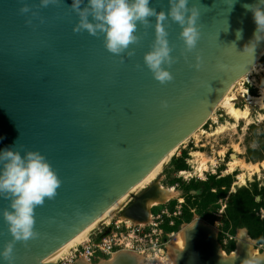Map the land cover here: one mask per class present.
Instances as JSON below:
<instances>
[{
	"label": "water",
	"instance_id": "water-1",
	"mask_svg": "<svg viewBox=\"0 0 264 264\" xmlns=\"http://www.w3.org/2000/svg\"><path fill=\"white\" fill-rule=\"evenodd\" d=\"M72 2L0 0V150L39 152L61 181L56 196L35 209L36 237L15 242L12 264H54L91 234L209 121L264 52V41L254 55L244 51L257 28L244 5L257 0H189L200 12V39L186 51L181 27L164 24L174 63L164 66L173 79L161 84L144 64L156 17L138 24V42L114 55L103 34L75 31ZM150 7L167 13L169 0H151ZM144 197L134 196L124 216L143 219ZM5 209L10 200L0 198V251L13 239ZM217 246L213 233L196 227L176 264H223ZM235 264L247 263L241 257Z\"/></svg>",
	"mask_w": 264,
	"mask_h": 264
},
{
	"label": "rangeland",
	"instance_id": "rangeland-1",
	"mask_svg": "<svg viewBox=\"0 0 264 264\" xmlns=\"http://www.w3.org/2000/svg\"><path fill=\"white\" fill-rule=\"evenodd\" d=\"M258 64L264 65V56L259 59ZM259 69L250 72L248 81H242V87L254 97H258L261 88L264 89V68ZM234 103L240 109L249 106L248 120L234 123L228 119L222 109L218 108L215 119H210L175 151L173 158H170L160 175L150 184L162 188H173L175 193L167 201L150 209L151 216L148 221L140 223L124 219V211L134 202V196L143 194L144 189L132 196L127 205L124 204L117 210L116 217L105 219L91 235L103 233V228L109 222H120L122 229L126 226L130 227L128 230H121L123 233L131 234L134 225L144 227L141 231L144 234H151L152 230L162 231L163 234L168 233L167 250L164 255L166 260L160 261V264H176L180 251L172 246L174 242H177L179 232L183 227L198 222L214 229L217 249L229 255L236 251L240 229L234 227L235 224L231 219V199L239 190H249L255 196L264 189V107L248 105L241 94ZM221 126H224V129L217 133ZM200 161L206 163V169L202 175L196 172ZM181 172L188 174L181 175ZM256 215L264 223V207H261ZM177 221H180V225L176 230H171ZM245 230L254 242V249L264 254V245L259 244L248 230ZM131 236L137 238L135 235L131 234ZM149 239L143 242L149 244ZM116 252H127L129 255L138 253L127 249L124 245L113 253ZM138 255L141 260L137 264L154 263L146 254L143 256L138 253ZM111 256L90 262L98 264ZM131 264H134V259L131 260Z\"/></svg>",
	"mask_w": 264,
	"mask_h": 264
},
{
	"label": "clouds",
	"instance_id": "clouds-1",
	"mask_svg": "<svg viewBox=\"0 0 264 264\" xmlns=\"http://www.w3.org/2000/svg\"><path fill=\"white\" fill-rule=\"evenodd\" d=\"M57 2L40 0V5L47 7ZM150 3L151 0H87L81 8L85 0H73L71 7L79 17L75 31L86 30L92 36L103 34L105 48L114 55H121L130 45L138 42L135 34L138 24L146 25L149 23L148 18L156 17V39L151 51L144 55V64L154 79L163 84L173 79L164 66L171 67L174 63L164 24L170 19L181 27L180 38L185 50L190 52L200 39L197 27L200 12L195 6L188 7L189 0H169L167 13H158L150 7ZM244 7L252 13L257 25L253 39L244 48V51L254 55L258 44L264 41V0H257L255 4ZM20 11L28 13L30 9L24 6ZM241 37L242 32L237 31V40ZM163 106L167 107L166 104ZM60 183L51 165L39 152L29 151L22 157L13 147L0 150V198L10 200L11 209H5L2 215L13 238L0 251L3 264H12L15 242H27L36 237L35 209L42 206L46 198L51 200L56 196ZM245 232V229H240L238 235L243 237Z\"/></svg>",
	"mask_w": 264,
	"mask_h": 264
},
{
	"label": "bare ground",
	"instance_id": "bare-ground-1",
	"mask_svg": "<svg viewBox=\"0 0 264 264\" xmlns=\"http://www.w3.org/2000/svg\"><path fill=\"white\" fill-rule=\"evenodd\" d=\"M262 56H264V52H263ZM258 68H260V69L264 68V65H260V64H258V62H256V64L253 66V68L247 74H245L243 77H241L238 80L236 85L231 89V91L225 96V98L218 105V108L222 109L225 112V115L228 117V119L232 120L234 123H238L241 120H248L249 115H250L249 106H246L243 109H240L235 105L234 102L238 99V95L241 94V96L244 97L246 99V101L248 102V105L264 107V102H263V100H264L263 99L264 89L261 88L259 90L258 97H254V96H251L245 90L244 87H242V81L243 80L248 81L249 80L248 77H249L250 72L252 70H256ZM235 89H236V92H235ZM217 109L215 110V112L217 111ZM215 112L211 115L210 119H215V114H216ZM223 129H224V126H221L217 130V133L222 132ZM197 132H195L193 135H195ZM174 153H173V155H174ZM171 155L169 157H167L163 162H161L157 167H155L151 171V173L142 181V183L118 207H116L105 219H112V218L116 217L115 213L117 210H119L124 204H126L128 202V200L131 199L132 196L136 195L138 192L143 191L145 189L143 191V193L145 194V197L141 203V206H142L143 212H144V218L143 219H135V218H128L125 216L124 219L133 220V221L140 222V223L148 221L150 216H151L150 209L152 207L164 202V201H167L175 193V189H173V188H162V187L150 185L160 175L164 165H166L169 162L170 158L172 157ZM235 162H236V160H235ZM235 162H234V164H235ZM234 164H232V165H234ZM236 164H237V162H236ZM231 167H233V166H231ZM205 169H206L205 161L198 162V165L196 167V172L198 173V175H202L205 172ZM184 174H188V173L187 172H181V175H184ZM196 227L205 228L207 231L213 233V235L215 237V231L211 227L206 226L202 223H198V222L192 223V224H189L188 226L183 227V229L179 232L180 234L177 236V242H174L173 246L172 245L171 246L176 250L178 249L181 253L182 250L184 249V247H186L185 245L187 244V236H188L189 231H191L192 229H194ZM89 235L87 237H85L84 239H82L81 241H79L78 243H76L75 245H73L72 247H70L54 264H58L62 259L65 258L66 255H68V254L70 255V253L73 249H75V248L81 246L83 243H85L88 240ZM252 242H253V240L251 241V238L245 232V235L243 236V238L242 237L239 238V243L237 245L236 251H234L231 255H229V254H226L223 250L217 249V253H216L217 257H215V259H217L219 262H221L223 264H229V263L235 264L236 261L239 260L241 257L245 258L247 264L253 263V262L257 264L258 261L264 263V254H260V252L255 250L253 247L254 242L253 243ZM179 254H178V256H179ZM250 257L253 259H251ZM120 258L121 259H124V258L128 259L130 261V264H131L132 259H134V264L139 263V261L141 260L139 258L138 253H132L129 255L127 252H117L110 261H104V262L99 263V264H114ZM177 259H178V257H177ZM90 261L91 260H89L87 257L82 256L81 258L78 259L77 264H93Z\"/></svg>",
	"mask_w": 264,
	"mask_h": 264
},
{
	"label": "built area",
	"instance_id": "built-area-1",
	"mask_svg": "<svg viewBox=\"0 0 264 264\" xmlns=\"http://www.w3.org/2000/svg\"><path fill=\"white\" fill-rule=\"evenodd\" d=\"M124 224L126 226V223ZM129 228L126 226L124 229L128 230ZM124 229L120 227V222L107 223L103 228V233L90 234L85 243L73 249L70 255L65 256L58 264H77L78 259L82 256L87 257L89 260L97 259L99 261L102 258L110 257L122 245L143 256L146 254L147 257L154 261V263L150 264H160V261L164 262L166 260L164 255L167 250L168 233L163 234L162 231L157 232L152 230L151 234H144L141 233L144 227L134 225L131 234L137 237L135 239L129 233L121 232ZM148 238H150L149 244H145L143 240H147Z\"/></svg>",
	"mask_w": 264,
	"mask_h": 264
},
{
	"label": "trees",
	"instance_id": "trees-1",
	"mask_svg": "<svg viewBox=\"0 0 264 264\" xmlns=\"http://www.w3.org/2000/svg\"><path fill=\"white\" fill-rule=\"evenodd\" d=\"M257 196H260V202H257ZM263 200L264 189L255 196L249 190L243 189L237 191L233 196L230 208L231 219L235 224L234 227L236 229H247L253 239L262 245H264V223L259 220L256 212L261 207H264ZM179 225L180 221H177L175 227L171 228V230H176Z\"/></svg>",
	"mask_w": 264,
	"mask_h": 264
},
{
	"label": "flooded vegetation",
	"instance_id": "flooded-vegetation-1",
	"mask_svg": "<svg viewBox=\"0 0 264 264\" xmlns=\"http://www.w3.org/2000/svg\"><path fill=\"white\" fill-rule=\"evenodd\" d=\"M132 221H133V220H132ZM116 253H117V252H116ZM116 253H113L112 256H111V258H109L108 260H101L100 263H102V262H104V261H110ZM98 264H99V263H98Z\"/></svg>",
	"mask_w": 264,
	"mask_h": 264
}]
</instances>
